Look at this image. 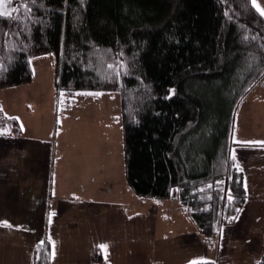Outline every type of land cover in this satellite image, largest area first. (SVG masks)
<instances>
[{"label":"trees","instance_id":"1","mask_svg":"<svg viewBox=\"0 0 264 264\" xmlns=\"http://www.w3.org/2000/svg\"><path fill=\"white\" fill-rule=\"evenodd\" d=\"M9 6L17 10L0 17V89L32 82L30 58L52 53L58 103L118 94L125 175L134 194L175 199L206 240L235 222L247 201L243 166L233 159L235 118L264 86V16L252 0H12ZM121 61L119 74L108 67ZM33 252L34 264H49L48 240ZM252 264H264V255Z\"/></svg>","mask_w":264,"mask_h":264},{"label":"crops","instance_id":"2","mask_svg":"<svg viewBox=\"0 0 264 264\" xmlns=\"http://www.w3.org/2000/svg\"><path fill=\"white\" fill-rule=\"evenodd\" d=\"M249 98L258 106L243 113ZM262 101L264 86L241 103L232 134L233 154L244 170L246 204L235 222L211 240L199 234L175 199L134 194L122 175L120 150L83 153L86 170L92 174L99 170L101 189L96 195L79 197L83 190L59 195L53 181L66 160L61 149L56 153V139L24 137L15 118L1 115L0 221L7 220L11 227L0 224V264H34V248L45 240L50 245L49 264L254 263L264 255ZM9 120L17 122L12 131ZM114 174L120 183H115ZM101 244L107 247L102 249Z\"/></svg>","mask_w":264,"mask_h":264},{"label":"rangeland","instance_id":"3","mask_svg":"<svg viewBox=\"0 0 264 264\" xmlns=\"http://www.w3.org/2000/svg\"><path fill=\"white\" fill-rule=\"evenodd\" d=\"M255 5L264 9V0H255ZM30 64L32 82L0 89V114L15 118L24 137L42 141L56 139V153L61 149L66 160L65 166L57 167L53 181L59 195L65 196L66 191H71V195L83 190L84 195L80 193L79 197H92L97 194V189H101L98 180L100 174L99 170L95 174H92V170H86L82 155L85 152L116 154L119 150L122 153L119 96L115 93L79 94L70 103L65 100L58 103L54 87V55L49 53L31 57ZM247 103L242 107L243 113L258 106L251 98ZM237 115L240 119L241 108ZM9 126L12 131L14 128L11 124ZM0 130L3 131L1 127ZM78 155L80 157L77 159ZM113 180L115 183L121 182L115 174ZM94 187L95 190L90 192Z\"/></svg>","mask_w":264,"mask_h":264},{"label":"snow or ice","instance_id":"4","mask_svg":"<svg viewBox=\"0 0 264 264\" xmlns=\"http://www.w3.org/2000/svg\"><path fill=\"white\" fill-rule=\"evenodd\" d=\"M11 3H12V0H0V17H9L10 18L12 16V12L17 10L15 8H12V7L9 6ZM253 4L255 5V0H253ZM22 6L25 8L26 11L29 10L27 3H24ZM255 6L257 8V11L262 16H264V9H261L259 7V5H255ZM108 67L110 69L115 68L117 70V74H119V70L122 67H124V64H123V61H121L119 64H110ZM173 91H174V89L170 90L168 95H171ZM233 159H235V155H233ZM235 167L239 168V165L237 164V165H235ZM245 187H247V185H245ZM227 199L230 202L234 199V197L231 194V190H229V192H228ZM0 224H3V225L11 227V225L9 224V222L7 220L0 221ZM17 227H19V226H17ZM99 247L104 249L107 246L104 245V244H101V245H99Z\"/></svg>","mask_w":264,"mask_h":264}]
</instances>
